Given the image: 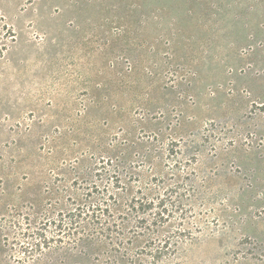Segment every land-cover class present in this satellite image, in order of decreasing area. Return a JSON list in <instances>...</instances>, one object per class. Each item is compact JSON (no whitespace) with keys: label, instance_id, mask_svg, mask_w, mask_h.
I'll list each match as a JSON object with an SVG mask.
<instances>
[{"label":"rangeland","instance_id":"obj_1","mask_svg":"<svg viewBox=\"0 0 264 264\" xmlns=\"http://www.w3.org/2000/svg\"><path fill=\"white\" fill-rule=\"evenodd\" d=\"M102 161L183 181L165 264H264V0H0V264H104L21 249Z\"/></svg>","mask_w":264,"mask_h":264},{"label":"trees","instance_id":"obj_2","mask_svg":"<svg viewBox=\"0 0 264 264\" xmlns=\"http://www.w3.org/2000/svg\"><path fill=\"white\" fill-rule=\"evenodd\" d=\"M105 164L90 168L76 190L73 208L45 212L35 219L30 213L23 217L22 236L27 241L21 245L23 253L42 252L53 244L76 249L95 242L110 254L104 264H165L177 258L181 239L191 233L177 228L167 234L163 226L183 204L181 194L171 201L183 181L175 177L171 185L163 178H152L131 191L123 175Z\"/></svg>","mask_w":264,"mask_h":264}]
</instances>
